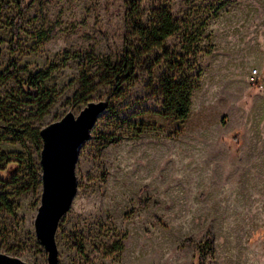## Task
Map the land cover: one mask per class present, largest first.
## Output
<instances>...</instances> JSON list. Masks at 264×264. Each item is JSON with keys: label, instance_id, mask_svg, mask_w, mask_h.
Wrapping results in <instances>:
<instances>
[{"label": "rangeland", "instance_id": "obj_1", "mask_svg": "<svg viewBox=\"0 0 264 264\" xmlns=\"http://www.w3.org/2000/svg\"><path fill=\"white\" fill-rule=\"evenodd\" d=\"M18 1L0 0V72L13 69L0 82V252L47 264L33 225L41 148L21 130L76 115L85 72L86 100L108 104L79 147L57 264H264V0H133L143 23L168 5L183 28L165 47L196 52L182 68L196 84L183 120L161 113L164 62L120 97L98 79L101 58L121 57L129 0H22L12 51ZM50 66L41 87L54 102L43 109L22 82ZM8 162L18 163L10 181Z\"/></svg>", "mask_w": 264, "mask_h": 264}, {"label": "trees", "instance_id": "obj_2", "mask_svg": "<svg viewBox=\"0 0 264 264\" xmlns=\"http://www.w3.org/2000/svg\"><path fill=\"white\" fill-rule=\"evenodd\" d=\"M17 6L19 9L18 17L11 23L12 51L17 46L19 37L18 18L29 7V4H23V1L19 0ZM125 22L121 57L115 62H112L108 57L101 58L99 63L101 71L98 76L100 83L111 86L113 96L120 97L127 87L136 82L138 72L151 74L156 65L164 62L166 71L161 75L157 86L159 95L162 97L161 113L171 115L178 120L185 119L191 105V93L196 88V84L188 75L184 74L182 68L184 63L189 64V69L194 68L196 60L193 59L189 62L188 58L190 56L194 58L196 52L186 50L182 54L170 51L168 47H165L166 40L182 30L181 21L173 16L168 5H162L152 8L148 20L143 23L135 1L129 0L125 12ZM73 57L83 60V57L78 54H73ZM9 64H14V62ZM52 69L50 66L45 70L36 71L26 81L22 82L25 87L24 91L29 96L46 100L42 106L43 109L54 102V98L48 90L41 87L42 82L50 77ZM12 71L13 69L10 70L6 67L0 72V82L9 77ZM171 71L178 72L179 76L175 78L172 73H168ZM79 78L81 81L80 91L82 92L73 96V103L86 104L85 97L93 91L94 84L85 72H82ZM21 131H24L23 133L33 141L37 149L41 148L39 129L26 130L23 128ZM9 163L4 168L6 177H10L11 173L17 168L16 166H18V163L13 164V166ZM7 179L6 181H10L8 177ZM1 201L6 202L5 196L2 195ZM211 242L210 233H206L204 241L197 245L199 256L204 255L206 250L211 248Z\"/></svg>", "mask_w": 264, "mask_h": 264}, {"label": "water", "instance_id": "obj_3", "mask_svg": "<svg viewBox=\"0 0 264 264\" xmlns=\"http://www.w3.org/2000/svg\"><path fill=\"white\" fill-rule=\"evenodd\" d=\"M107 104V99L87 101L76 115L68 111L39 129L41 193L33 225L36 239L47 252V264L58 262L55 232L76 193L75 165L79 147L88 139L90 129ZM0 264L29 263L0 252Z\"/></svg>", "mask_w": 264, "mask_h": 264}]
</instances>
